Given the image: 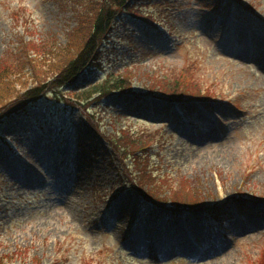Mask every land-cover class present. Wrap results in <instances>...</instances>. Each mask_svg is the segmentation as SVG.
I'll list each match as a JSON object with an SVG mask.
<instances>
[{"label": "rangeland", "instance_id": "rangeland-1", "mask_svg": "<svg viewBox=\"0 0 264 264\" xmlns=\"http://www.w3.org/2000/svg\"><path fill=\"white\" fill-rule=\"evenodd\" d=\"M239 1L248 11L223 0L222 15L213 0L134 1L161 38L148 31L147 43L131 41L127 23L115 20L78 85L52 88L0 118V264H264V0ZM100 2L0 0L1 105L71 59ZM108 75L128 76L134 94L178 83L227 100L187 115L171 107L166 120L161 101L148 97H140L153 102L147 109L130 94L77 102L76 91ZM154 104L161 116L152 122ZM104 135L133 156L113 158ZM133 159L155 176L163 201L201 199L212 212L158 213L125 183ZM235 199L231 212L243 213L231 221L226 206ZM164 228L180 230L193 251L208 243L190 258L171 242L155 258L133 255L129 243L156 241ZM198 228L202 242L193 239Z\"/></svg>", "mask_w": 264, "mask_h": 264}, {"label": "trees", "instance_id": "trees-1", "mask_svg": "<svg viewBox=\"0 0 264 264\" xmlns=\"http://www.w3.org/2000/svg\"><path fill=\"white\" fill-rule=\"evenodd\" d=\"M134 1L138 0H101L97 12L98 15L97 17H95L93 22H90V33L86 37L87 39L85 40L81 48L60 69H55L56 72L51 75V77H40L38 81L39 83L25 88L20 94L16 95V98L13 101H10V103L4 102L2 105L0 104V118L4 116L10 117V113H12V111L22 112L27 110V104H32L33 101H35V99H38L41 95L46 94V92L49 93L48 91L51 92L52 90L50 89L52 88H56L57 90H55V92H59L58 88H61L62 86H67V88L73 86L75 82L79 80V74L82 72L83 69H85L88 65H92L94 61H99L98 53L100 52L101 48H103L102 46L104 44V41H106L105 39H107L108 37L104 36V34L108 32L109 27L114 24L115 20L127 23L129 30L127 29L126 31L127 33L130 32L127 37H129L131 41L137 42V39L140 38L141 40H143V42L147 43V40L143 39L144 37L142 36V33H144L143 35H147L149 34L147 31H149L150 29H148V27L145 26L143 23H140V21L134 20L135 17H133V14L138 13V11H136V7L132 3ZM150 1L153 4H158L159 6L164 3H167L170 0ZM220 1L222 0H213V3L218 4L220 3ZM215 6L218 7L219 5ZM131 17L133 19H131ZM133 23L135 24V27L130 26V24ZM152 32L155 33L154 31ZM155 36L161 38L159 35L154 34V37ZM130 82L131 81L129 80L128 76L125 77L124 75H108L103 81L98 82L96 85H93L88 90H84L83 92L79 93L76 91V93H74L76 95L75 99L79 103L80 101L90 102V99L92 98V96H94V94H99L98 96H101V98H109L112 95H121L125 97L126 100V96L130 94L132 96H135L137 101L140 102L141 106H143L144 108H146L147 106H144L142 104L144 100L140 97H148L151 99L163 101V110H165V108L169 107L173 101L184 97H216V95H214L213 92H210L209 89H207V91L202 90L200 92H195L199 89L192 88L187 90L188 88L185 84L183 87H181L178 85V83H176L172 87L169 84L167 86L164 84H161V86L151 85L147 87L148 89H144L142 93L134 94ZM76 85H74V87ZM128 104L129 103L125 105L126 108L129 106ZM129 109L132 110L134 108L129 106ZM164 112V116H166L167 113L166 111ZM88 123H90L91 125L90 128L96 129L93 127L94 123L91 122V119H89L87 124ZM104 137L108 145L110 146L111 152L114 156L113 158H116V160H118L119 162H125L127 158L133 156L130 152L126 151L124 147L120 145L119 142H117L119 139L112 140L107 135H104ZM133 149L134 151H138L139 148L136 147ZM148 158L149 157L147 153L144 152V155L141 159L148 163ZM125 171L129 173V178L126 179L125 183L131 187H134L135 191L139 193L141 199L144 202H148L152 205H155L159 209H164V205L168 204L169 206H171L172 209L176 211H179L182 208L196 211L204 205V200L201 199H193V203H187V205L184 206L181 203H168L163 201L161 198H159V195L157 196L156 194L158 191L157 189L159 187V184L157 183L158 181L156 180L154 175H147V172L144 170L143 166H140V161H138V164L136 163L135 166V161L133 159V167H126ZM122 172L125 173L124 170Z\"/></svg>", "mask_w": 264, "mask_h": 264}, {"label": "bare ground", "instance_id": "bare-ground-1", "mask_svg": "<svg viewBox=\"0 0 264 264\" xmlns=\"http://www.w3.org/2000/svg\"><path fill=\"white\" fill-rule=\"evenodd\" d=\"M134 100L136 101L137 99L136 98H131L129 100V102L130 101H134ZM129 111H131V110H129ZM210 134L212 135L211 132L209 133V136H210ZM239 205H240L239 203H236L235 202V203H232V205L226 206V207H229L230 208V214L227 215V218L228 219H231V221H232V219H234V217L237 218L238 217V214L243 213L242 211H238V210L236 211V213L233 211L234 214L231 212V210L233 208L236 209V208H238ZM193 231H194V233H193V239L195 240V242H202L205 239L203 237V235L200 234L201 232H200V229L199 228L197 230L194 229ZM160 232L162 233V235H160ZM132 237H133L134 240H136V237L137 236H135L133 234ZM156 238H157L156 241H151V242H150V240H151L150 237H147V238H144V239L139 238L140 241L138 242V244H137V242H131V243L128 242L129 243V249L131 251H133V255H135L136 253H139L140 255H145V256L147 255L149 258L152 259V258H155V255L153 253H156L162 247L168 249V247L170 246V242H171V243H173V246H175L176 250L182 248L181 250L185 253L184 255H186L187 257L190 258L196 252L199 251V253H200V247H201V245H205V244L208 243V242H202L196 248V250L193 251L194 248L192 247L191 243L189 244L188 242H184V240H189V239L188 238H185L184 237V234H182L180 230H178V229H172V230H170L169 228H164L161 231H159L158 232V235H156ZM185 243H188V245H186ZM172 250H175V249L172 248ZM172 250L169 249L170 252ZM190 253H191V256H190ZM210 257L211 256L208 254L206 258L208 259ZM195 258H198V257L196 256Z\"/></svg>", "mask_w": 264, "mask_h": 264}]
</instances>
